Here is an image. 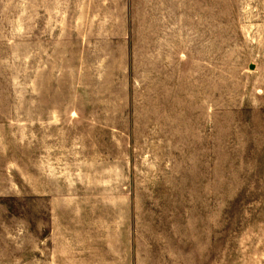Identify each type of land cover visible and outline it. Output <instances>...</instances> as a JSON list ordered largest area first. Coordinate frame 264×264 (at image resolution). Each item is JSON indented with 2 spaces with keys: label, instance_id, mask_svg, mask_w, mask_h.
I'll return each mask as SVG.
<instances>
[{
  "label": "rangeland",
  "instance_id": "374dc122",
  "mask_svg": "<svg viewBox=\"0 0 264 264\" xmlns=\"http://www.w3.org/2000/svg\"><path fill=\"white\" fill-rule=\"evenodd\" d=\"M0 264H264V0H0Z\"/></svg>",
  "mask_w": 264,
  "mask_h": 264
}]
</instances>
